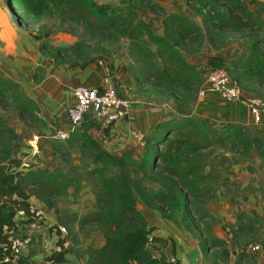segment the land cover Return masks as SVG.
I'll use <instances>...</instances> for the list:
<instances>
[{"label":"trees","instance_id":"1","mask_svg":"<svg viewBox=\"0 0 264 264\" xmlns=\"http://www.w3.org/2000/svg\"><path fill=\"white\" fill-rule=\"evenodd\" d=\"M146 1L152 5L153 0H18V8L32 24L59 14L62 23L83 26L102 38L112 37L114 41L126 38L137 78H144L142 83L155 78L152 84L169 91L177 113L154 126L140 159L128 149L118 153L103 146L93 130L108 134L111 124L104 126L96 119L87 118L67 138L56 137L68 152L77 145L87 160L67 164L60 161L55 168L39 165L23 168L19 156L23 148L22 133L0 114V264H171L162 247L171 243L175 253V238L155 232L157 226L149 223L138 206L139 199L169 217L182 211V220L190 229L197 228L194 218H210L204 236L198 235L200 246L210 250L221 247L222 257L228 262L232 249L244 244L235 263L242 264L248 256L245 254L248 245L258 241L254 236L256 222L261 218L241 209L235 222L223 224L231 238L217 236L213 227L221 219L209 210L208 201L220 197L230 183L240 187V182L226 179L232 173L233 164L250 159L254 151L264 164V132H256L243 122L218 127L207 117L195 113L193 104L204 78L200 66L185 57L181 44L201 30V26L185 12H169L163 18L164 32L158 33L145 18ZM196 1L214 21V36L223 41L228 36L224 29L239 32L260 21L244 0H225L226 10L216 6L217 0ZM30 32L40 41L43 54L57 65L85 67L97 59L84 39L67 46H54L49 41L51 32L44 36ZM260 41L258 36L248 35V51L235 57L232 66L234 79L239 83L247 81L256 95L264 97V52ZM217 58L212 56L210 61L223 64L222 59ZM45 71V66L38 65L34 80L40 82ZM0 100L20 114L46 123L37 112L38 102L26 87L1 71ZM88 183L92 184L96 195L95 206L85 213L75 212L72 220H77L82 227L95 225L103 233L104 243L89 246L85 251L78 248L80 258L88 255L85 263L77 259L78 254L76 260L70 258L69 254L76 251L70 234L75 231L73 227L69 228L68 235L63 236L58 231L56 246L41 260L30 253L12 251L9 235L12 231H21L30 221V218L16 216L21 210L29 216L32 214V196L54 207V199L67 195L70 189L77 194ZM260 188L264 192V183ZM58 225L61 223L57 224V230ZM56 227L50 226V230L54 233ZM240 236L245 237L244 243L240 244ZM150 245L160 253L155 254Z\"/></svg>","mask_w":264,"mask_h":264},{"label":"rangeland","instance_id":"2","mask_svg":"<svg viewBox=\"0 0 264 264\" xmlns=\"http://www.w3.org/2000/svg\"><path fill=\"white\" fill-rule=\"evenodd\" d=\"M13 1L17 8V14H15V17L18 19L21 16L22 22L25 23L24 25L27 26L30 31L32 30L33 34H39L41 36H44L46 32H51V34L49 35V41L54 46H67L74 43L78 39L86 40L88 44H90V50L93 51L94 55L97 57V59L94 61L102 60L106 62L108 68H110V75L112 76L113 80L117 81L116 83L118 85L116 86L121 95L126 96L130 100L138 99L142 102L153 103V106L155 107L162 105L163 107H170L171 105L173 106V104L176 105L174 99L171 97L168 90L164 89L163 87L157 86L154 83L152 84V82L156 80L155 78H150V81H147L148 83H142V80L145 81L144 78H137V74L134 71V65L132 63V58L129 52L128 40L126 38H122L121 41H114L112 37L102 38V36H100L99 34L91 33L90 31L86 30L83 26L77 24L73 25L70 23H62L61 19L59 18V14L49 15L40 23L32 24V22L30 23L29 19L24 16L18 8V0ZM98 1L110 2L118 0ZM244 2L249 5V8L251 10H255V14L260 17L259 23H256L253 27H248L243 31L239 32L224 29L223 32L228 35L224 41L219 37L214 36L212 32V25L214 24V21L211 19L210 15H208L206 10L203 9V7H201V5L196 0H153L152 5L149 1H146L145 3L146 7H148V14L145 16V18L152 22L153 28L156 32L163 33L165 28L163 18L166 16L167 13H187L192 19L198 22V24L201 26V30H199L192 36H189L181 44V48L183 53L185 54V57L190 62L198 64L200 66L202 72V79L204 78V81L208 71L216 66H222L227 68L233 77L232 60L235 57L248 51V47L246 45L248 35H256L259 37V39L261 40L260 48L264 52V0H244ZM216 6L221 10L228 9V4L225 0H217ZM45 56L48 57L47 55ZM212 56H217L219 59H222L223 64L219 65L217 63L211 62L210 59ZM240 84L244 87L246 93L255 94L252 89L253 87H250V84L247 81H242V83ZM205 88H207L206 85ZM209 91L210 90H207L203 95L199 93L196 102L198 101L199 97L204 96ZM245 103L247 104V102ZM195 104H193V106ZM199 109H204V107L200 105ZM225 109L227 110L229 108L226 107ZM37 112L38 114H40V108L37 110ZM0 114H2L4 118H7L9 123L13 125L19 132L22 133L23 148L19 151V156L22 157V161L23 159H32L34 161L36 160L39 166L55 168L58 162L60 161L63 164H67L66 162L68 161H74L75 163H78L83 161V158L87 160V158L84 156V154L77 145L71 148V152H68L63 149L64 147L59 145V142L56 141L57 138L55 137V134L60 128H63L62 125H67V118L62 119L61 122L54 121L52 122V127H49L47 122L44 123L34 121L29 115L25 113L20 114L18 110L14 109L11 105L2 100H0ZM207 114L212 117L210 118L212 122H214L213 120L217 118L215 114ZM39 116L43 118L41 115ZM219 119L226 120L227 118L219 117ZM34 133L41 134V138L39 143L35 144L32 147L30 138ZM96 135H98V137L100 136L99 134ZM114 138L117 139V137ZM106 139V137H103L102 142L105 141V145H107L110 149L118 151V153H121L123 151L122 147H117L120 146L119 144L117 145V143H123L124 141L117 140L113 143H110L108 140L109 138L107 140ZM34 151L35 155L32 156V152ZM140 157H142V155H140ZM159 164L161 165L163 164V162L159 161ZM263 183L264 175L263 178L260 180V185H262ZM239 190L240 187L230 183L228 186L225 187V191L222 192V195L220 197H215L214 199L208 201L209 210L216 214V211H220V207L223 205V202L229 197L230 194L235 193L238 194V196L240 195ZM254 196H257V198L262 201V205L264 208V192L262 191V189L260 188V191L258 193L254 192ZM39 199L44 202L43 199ZM53 202L54 207H50L47 203L44 202L46 207L52 211L51 214L53 215L52 222L46 219L48 221V224H50L49 229L50 226L56 227L58 223H61V225L67 226V231L65 234L68 235L70 232L69 228L73 227L75 231L70 234L75 245L74 250L76 251H73V253H70L69 255L70 258L72 257V259L76 260V254H78L79 256L77 257V259L80 262L85 263L88 255L84 254L82 256L83 258H80L81 256L78 250L80 249V251H85L86 249H89V246L94 247L101 245L102 243H104V235L93 224H89L82 227V225L77 222V220H72V215L75 212L85 213L90 209L94 208L96 203V195L92 184H86L82 188V190L77 194L74 193L72 189H70V192L67 195L60 196L57 199H54ZM239 202L241 204V200ZM138 206L140 209L146 212V217L148 216L147 219L149 218L148 221L150 223L155 222L153 224L157 225V230L159 228L168 231V227L173 226L179 222V227H176L178 231L180 229L181 233H185V230L186 234L187 231L191 233L192 237H190V239L193 240V242H196L199 248L191 256L193 262H196V259H194V255L197 254L198 256H202V263L198 261V264L236 263L237 258L239 256L238 253L241 252L240 249L244 244L239 246V248L232 249L231 258L229 262L228 260L226 261L222 257V254L220 252L221 247H214L210 250L209 247H204L202 249L201 246H199L198 235H203L205 233V230L211 223L210 218H205L203 220L194 218L195 223L198 224H195L197 228L190 229L186 227L185 222L181 220L183 215L182 211H177L173 217H169L167 215H164L160 210L149 206L143 199H139ZM240 209L241 211L248 212L249 214L256 215L261 218L259 223L256 222L257 229L255 230L256 235L254 236V238L257 236L256 240L258 241H256L255 244L259 241L264 240V215L262 216L261 212L253 213L242 208H239L238 210ZM235 214L236 219L234 220H231L226 215L223 217H219L221 219V222L214 226V232L216 233L215 229L219 226H221L222 231L228 232V229L224 228L223 224L235 222L237 220L238 211H236ZM244 220H246V218ZM57 228L58 227L54 228V230H57ZM65 234H63V236ZM50 235L53 238L51 239V244L43 243L40 246L41 250L50 249L51 251L52 248L56 246V241L59 235L58 230L54 233L50 230ZM230 236L231 233L229 232L228 237L231 238ZM244 238V236H240L238 238L240 244L245 242ZM248 238L249 241H251L252 237L249 236ZM47 239L50 240V236L47 235ZM150 248L155 252V254L160 253V251L156 249V247H153V245H150ZM245 254H248V256L245 257V260L242 262V264H249L250 261L259 264L257 261V252L246 251Z\"/></svg>","mask_w":264,"mask_h":264},{"label":"crops","instance_id":"3","mask_svg":"<svg viewBox=\"0 0 264 264\" xmlns=\"http://www.w3.org/2000/svg\"><path fill=\"white\" fill-rule=\"evenodd\" d=\"M15 14H17V8L14 2L0 0V71L19 80L26 87L29 94L38 102L40 115L46 120L49 127H52L51 125H53L52 122L54 121L61 122L62 119H68V108L75 101L73 89L77 85L105 86L117 82L113 80L110 75V68L102 60L93 61L85 67L55 64L43 54L40 49V41L32 35L30 29L24 25L25 23L15 17ZM38 65L46 67L45 75L40 82L34 80V73ZM246 95L252 94L246 93ZM132 101L131 116L128 120H119L111 124L108 134H102L98 129H94L93 134H99L101 141L103 137L109 138L110 143L117 140L124 141L123 143H117V145H120L117 147H122L123 150L128 149L134 157L139 158L140 155H144L147 145V142L144 144L140 139L139 133L144 132L148 136L158 122L176 115L177 111L174 104L170 107H163V105L155 107L150 102H142L138 99ZM200 105L204 109H199ZM194 106V111L197 114L203 115L208 119L212 117L207 113L215 114L217 118L213 120V123L218 127L229 122H243L250 125L256 132H264V113L261 121L255 122L250 107L245 102L227 101L219 93L209 91L204 96L199 97ZM226 107L229 109L226 110ZM219 117H226L227 119L223 120L219 119ZM66 124H68V120ZM62 127L65 126L62 125ZM114 137H117V139ZM104 142H102V145L110 149ZM230 169L232 173L226 179L240 182L239 192L241 196L235 193L230 194L220 207V211H216V215L218 217L226 215L231 220H234L236 219V211L242 208L253 213L261 212L263 216L262 201L257 196H254V192L258 193L260 191V180L264 175V164L258 153L256 151L252 152L250 159L233 164ZM31 200L40 209L44 223H41L32 231L31 242L25 248L24 253H30L34 258L41 260L50 251V249L45 250L44 248V250H41L40 246L43 243L51 244V239L53 238L50 235V224H48L47 220L52 222L53 215L51 214L52 211L37 196H32ZM142 212L146 213L144 210ZM16 217L18 219H26L28 214L21 210ZM153 223L155 222L150 224L156 225ZM173 226L168 227V231L159 228L155 230L159 235L173 236L175 238V253L172 250L171 243L163 246L162 249L167 255L176 254L181 264H198V261L202 263V256L197 254L194 255L196 262L192 261V254L199 248L197 243L190 239L192 237L191 233L187 231L186 234L185 230V233L182 232V234L180 229L178 231L176 227H179V222ZM215 230L217 234L214 232L213 227V232L217 236L230 239L228 237L229 233L222 231L221 226ZM47 235L50 236V240L47 239ZM198 244L200 246L199 242ZM246 251L250 252V249L247 248ZM257 259L259 264H264L262 252H257ZM253 264L256 263L254 262Z\"/></svg>","mask_w":264,"mask_h":264},{"label":"built area","instance_id":"4","mask_svg":"<svg viewBox=\"0 0 264 264\" xmlns=\"http://www.w3.org/2000/svg\"><path fill=\"white\" fill-rule=\"evenodd\" d=\"M205 85L207 88H205ZM207 90L219 93L227 101L247 102L255 122L261 121L264 113V97L256 94L246 95L244 87L232 77L227 68L216 66L208 71L205 81L200 85L199 93L203 95ZM73 94L75 101L68 108V124L56 132L55 137L57 138H67L70 132L87 118L96 119L102 124L109 125L119 120H128L131 116L130 109L133 101L121 95L113 83L105 86L80 84L73 89ZM139 137L146 144V134L140 132ZM40 138L41 134L34 133L30 141L31 146L38 144ZM34 155L35 151L32 152V156ZM36 165H39L38 162L32 159H23L21 164L23 168ZM31 213L27 217L30 218V221L23 225L22 230L12 231L9 235L11 249L15 254L24 252L31 242L32 231L41 224L42 213L34 203L31 206ZM58 231L62 235L65 234L67 231L66 226L59 225ZM54 232H57V230ZM248 248L252 252H262L264 254V241L256 244L251 243ZM169 261L171 264H181L179 257L174 253L169 255Z\"/></svg>","mask_w":264,"mask_h":264},{"label":"water","instance_id":"5","mask_svg":"<svg viewBox=\"0 0 264 264\" xmlns=\"http://www.w3.org/2000/svg\"><path fill=\"white\" fill-rule=\"evenodd\" d=\"M10 2H12V3H13V0H10Z\"/></svg>","mask_w":264,"mask_h":264}]
</instances>
